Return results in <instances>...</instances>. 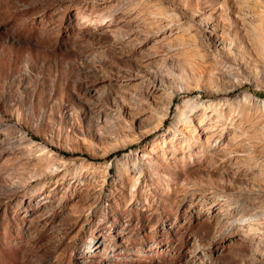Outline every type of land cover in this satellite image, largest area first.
<instances>
[{"label": "rangeland", "instance_id": "obj_1", "mask_svg": "<svg viewBox=\"0 0 264 264\" xmlns=\"http://www.w3.org/2000/svg\"><path fill=\"white\" fill-rule=\"evenodd\" d=\"M0 264H264V0H0Z\"/></svg>", "mask_w": 264, "mask_h": 264}]
</instances>
